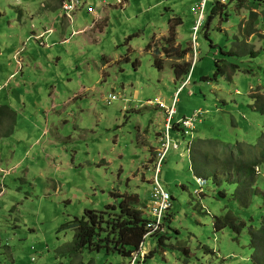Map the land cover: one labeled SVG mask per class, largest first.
<instances>
[{
  "label": "rangeland",
  "instance_id": "obj_1",
  "mask_svg": "<svg viewBox=\"0 0 264 264\" xmlns=\"http://www.w3.org/2000/svg\"><path fill=\"white\" fill-rule=\"evenodd\" d=\"M26 1L34 9H42L43 0ZM121 1L109 2L116 8L111 25L100 36L102 42L80 51L75 44L80 37H74L73 45L59 49V61L55 52L41 46L37 53L18 48L22 60L14 55L15 48L5 45L8 34L32 33L37 23L20 22L11 28L9 17L16 16L21 0H0V50H5L0 55V84L16 69L15 81L52 76L47 87V83L28 90L22 86L19 94L11 88L9 100L0 99V105L12 101L11 108H17V122L0 126V264H131L134 254L123 258L104 250L71 253L74 233L63 227L92 214L100 217L105 211L107 219L109 213H117L125 195L138 194L142 202L152 198L168 120L170 142H177L180 149H169L158 181L170 197L173 217L166 225L164 244L155 236L148 237L144 255L134 264H264V253L253 247L250 231L251 226L257 230L264 223V112L257 109V97L264 101V54L252 62L239 59L241 70L230 78L210 80L216 61L223 57L218 49L230 51L234 47L231 39L244 38L254 44L255 51L261 48L259 38L244 33L251 15L245 8L221 0L228 16L217 17L206 29L210 40L198 29L195 55L198 0ZM86 8L90 18L91 8ZM253 12V28L262 35L264 24L259 21L264 8L256 7ZM179 18L182 23L175 27L176 42L165 49L170 43L166 41L171 37L169 27ZM81 25L74 23L72 30ZM149 44L151 50H147ZM154 48L160 50L159 56ZM185 50V57L179 58ZM37 62L45 66V73ZM193 62V75L190 77L191 72L184 87L188 76L178 81L172 67L185 69V64ZM104 65L106 69L101 71ZM20 70L23 74L17 75ZM81 79L83 91L75 82ZM180 86L176 114L171 117L170 107ZM53 87L57 89L52 93ZM110 95L118 99L111 100ZM198 109L204 112L190 140L189 133L176 131L173 124ZM196 149L208 157L215 150L222 162L230 151L235 160L258 162L253 186L245 178L247 171L239 179L227 170L222 174V163L213 162L217 177L209 176L208 185L197 194L191 170L192 150ZM200 159L195 161L198 166L204 163ZM247 192L252 201L239 198ZM146 210L145 206L144 216ZM226 212L248 227L241 234L230 225L216 231L214 218ZM150 252L152 256L145 260Z\"/></svg>",
  "mask_w": 264,
  "mask_h": 264
},
{
  "label": "trees",
  "instance_id": "obj_2",
  "mask_svg": "<svg viewBox=\"0 0 264 264\" xmlns=\"http://www.w3.org/2000/svg\"><path fill=\"white\" fill-rule=\"evenodd\" d=\"M201 0H198L200 2ZM221 0H207L205 4V21L202 23L200 30L203 32H199L202 36L206 38L208 34V30H206L212 23L215 21L217 17L228 16V11L223 12V6ZM229 4H235L238 9L245 8L250 16L249 20V29H245L244 33L247 36L254 35L253 37L259 38L262 42V46L259 50L255 51L254 44L247 42L246 39L242 38L241 40H237L233 38V42H231L234 47L230 51H225L221 47L218 49V53H221L223 56L216 61V69L214 75L210 80L218 81L220 77L230 78L231 74H235L236 72L241 70V66L238 62L239 59H244V61L248 60L252 62L257 59L259 56L264 54V34H258L256 30L253 28V24L256 19V14L253 10L257 8H264V0H228ZM64 12V11H63ZM223 12V15H222ZM65 13V12H64ZM264 13V12H263ZM261 18V17H260ZM259 22H263L264 24V16ZM229 20V17L228 19ZM225 20V22L227 21ZM171 23V22H170ZM169 23V25H170ZM181 19L177 20L175 26H170L169 31L171 33V37L167 39L169 44L165 45V49L172 44H174L175 38V27L180 25ZM198 33V34H199ZM130 39V38H128ZM208 39V36L206 38ZM211 46L214 47L213 42H211ZM153 48L152 44L147 45V50H151ZM153 53L155 56H159L161 54L160 50L157 48L153 49ZM186 50L179 55V58L185 57ZM221 61V63H219ZM195 65V64H194ZM194 65L185 64V69L181 68L179 65H173L172 70L176 79L179 81L181 77L189 78L191 72V76L193 75ZM245 65V64H244ZM159 69H161V65L157 64ZM245 67H247L245 65ZM193 69V70H192ZM245 72H249L248 69H244ZM250 73H253L252 69H250ZM187 78V79H188ZM186 79V80H187ZM208 79V78H207ZM191 81V78H190ZM191 83V82H190ZM257 109L264 112V101L261 97H257ZM208 113V111H206ZM9 113L8 107L6 105L0 106V116L7 115ZM12 114V113H11ZM13 115V114H12ZM190 117V116H187ZM173 129L180 130L179 125L177 123L173 124ZM192 165L191 170L195 175L201 176L204 178H208L209 176L217 177V165H213L215 163H222V166L219 167L222 169V174L228 171V173H233L235 177H239V179L243 178L244 173L247 175L245 178L249 180L250 184L253 186L254 183V165L258 162L253 161L252 159L249 161L246 158L235 160L233 156H231L232 152L230 151V157H227L225 160H222L218 157L217 152L214 150L211 154V157L207 155H203L197 152L196 150H192ZM197 154V157L193 156V153ZM197 158H201L200 161L204 162L202 165H196L195 161ZM163 160L162 162H164ZM259 161H263V158H260ZM259 162V164H260ZM258 164V165H259ZM259 167V166H258ZM219 175V174H218ZM231 175V176H232ZM209 179V178H208ZM207 179V180H208ZM251 194H253L252 189H248ZM166 192V191H165ZM167 193V192H166ZM242 197L243 201L251 200V196L249 193L247 194H239V198ZM245 198V200L243 199ZM241 199V198H240ZM155 200L154 194H152V198L148 202H153ZM147 206V201L142 202L138 194H130L125 195L124 199L119 203V209L117 213H109L110 217L106 218V211L102 214L97 215H89L87 219L83 218V220L74 219L67 225L63 227V229L72 230L74 233L73 245L71 253H82L86 250L92 251L95 253H99L101 251H105L108 255L112 254L114 256H122L123 258L132 257L134 253H137L140 249V245L144 240V235L147 233V226L149 225V221L142 213V209ZM109 209H114L115 206H108ZM170 208L165 212L164 224L168 225L171 217L173 215L169 213ZM114 215V216H113ZM230 225L233 230L241 234L247 227L248 224L239 220L234 214L230 212H226L221 218H214V227L216 231L223 229L224 227ZM169 228V226H168ZM167 230V228H166ZM252 233V245L256 249H259L264 253V223L259 229H255L254 226H251L250 229ZM103 233H105L103 235ZM154 237V236H151ZM158 238L160 244H163L166 236H156ZM141 256H138V259ZM148 259V258H147Z\"/></svg>",
  "mask_w": 264,
  "mask_h": 264
},
{
  "label": "crops",
  "instance_id": "obj_3",
  "mask_svg": "<svg viewBox=\"0 0 264 264\" xmlns=\"http://www.w3.org/2000/svg\"><path fill=\"white\" fill-rule=\"evenodd\" d=\"M118 1L122 2L121 0ZM62 2L63 0H43L42 9H34L29 1L21 0L20 10H17V12L15 13V15L18 16L19 18H17L16 16L9 17V21H8L9 26L11 28H15L16 26H18L20 22L26 23L30 21H36L37 25L34 27L35 29L33 30L32 33H15V34L9 33L8 38H6L5 45L7 44L12 45L15 48L16 51L15 54L21 51L18 50V48L20 47H24V48L26 47V50L30 53L31 52L37 53L39 50H41V48L48 49L49 53L55 52L56 53L55 58L61 61L62 57H61V53L59 52V49L63 50L64 45L65 46L73 45L74 37H80L78 41L77 40L75 41V44L78 46L80 51L83 50V46L85 47L88 44L102 42L100 36L104 34L106 28H108V26L111 25L110 16L113 12V9L116 8V6H114L113 3L111 4L109 3L112 2V0H88V1L84 0L83 7H81L74 14V20L72 22L65 16V13L62 10ZM88 5L91 8L89 10L91 11L90 18L86 17V11L89 9L86 8ZM56 11H59V13L54 15L53 12ZM83 11L84 13H82ZM1 15L3 16L4 13H1ZM62 16L63 19H61ZM76 22H80L82 23V25L77 29L72 30L71 26ZM69 26L71 27V32L70 35L68 36ZM39 46H41L40 49ZM3 52H5V50H0V55H2ZM14 55L12 56V58L14 57ZM28 58L29 60H31L30 57ZM37 68L42 70L44 73L47 71L42 63L40 64L37 62ZM86 68H87L86 70L88 71L92 70V68H90L89 66H86ZM105 69H106V65L102 66L101 71ZM15 73H11L4 77L3 85L0 84V86H3L2 90L0 91V99L9 100V98L13 94V90L19 91L22 86L27 87L28 90L29 88L30 89L31 88L33 89L35 87L40 88L42 87L41 83L44 84L47 83L46 84L47 87L49 81H51L52 78L51 76L50 78L47 77V79L42 78L40 79V81H32L31 79H25V77H22L23 78L22 80L15 81L16 78L15 79L12 78V76ZM19 74L22 75L23 73L20 72ZM81 74L83 76V70ZM103 76L104 73L100 72V79H103L104 78ZM13 82L15 83L13 84ZM75 82L78 86L81 87V90L83 91V79L76 80ZM11 88L14 89L11 90ZM56 89L57 87H53L52 93L53 90ZM19 93L20 91L18 92V94ZM56 93L59 94L58 91ZM51 97L53 99L55 98V96H52V94ZM69 101L70 99H68L65 102V104H67ZM4 105L8 107L9 113L7 115L0 116V126H2V124L6 126H11L13 121L17 122L16 119L17 108H15L14 110L11 108L12 101H8V103H5L0 106H4ZM150 254L152 256L151 252Z\"/></svg>",
  "mask_w": 264,
  "mask_h": 264
},
{
  "label": "built area",
  "instance_id": "obj_4",
  "mask_svg": "<svg viewBox=\"0 0 264 264\" xmlns=\"http://www.w3.org/2000/svg\"><path fill=\"white\" fill-rule=\"evenodd\" d=\"M207 0H202L196 4V15L197 19L195 21V27L193 31L194 36V44H193V51L194 54L197 55V50L199 49V44L196 42L198 29L201 27V22L204 20L205 17V4ZM226 1V0H222ZM84 5V0H63L62 2V9L65 12V16L72 22L74 20V14ZM19 54L16 56L18 57ZM20 65V64H19ZM194 65V62H193ZM1 88V87H0ZM109 98L111 100H117L116 95H110ZM178 101L177 95L174 97L172 105L170 107V115L172 117V114H176L175 105ZM162 103H159L158 105L161 108H165L164 105H161ZM204 110L199 109L197 112L193 114L191 117H183L180 119L177 123L179 124L180 131L183 133H189L190 134V140L193 139V133L195 130V123L198 121V118L203 115ZM170 120H168L166 127H165V136H164V150L160 153L158 162L156 164V170H155V190H154V196L155 200L153 202H149L147 206V219L149 221V225L147 226V233L145 234L146 237L154 236V235H164L166 234V225L164 224L165 219V212L170 208V197L168 193L164 191V189L161 187L159 181H158V175L160 173V168L162 161L165 159L168 151L170 148H174V150H179V144L177 142H174L171 144L170 142ZM194 180L199 188L197 191V194H202V189L208 185L207 179L197 176L194 174ZM143 243L140 245V249L137 253H134V260L132 261V264L135 263L138 256H143L144 253L142 252Z\"/></svg>",
  "mask_w": 264,
  "mask_h": 264
},
{
  "label": "clouds",
  "instance_id": "obj_5",
  "mask_svg": "<svg viewBox=\"0 0 264 264\" xmlns=\"http://www.w3.org/2000/svg\"><path fill=\"white\" fill-rule=\"evenodd\" d=\"M21 52H22V50H21L19 53L15 54V56H17V55L19 54L18 57L22 60V58H21ZM20 72H22V70H20V71L17 73V75H18ZM12 78H14V77H12ZM188 79H189V78H188ZM0 87H1L0 90H2L3 87H2V86H0ZM203 178H204V177H203ZM205 179H206V178H205ZM207 181H208V180H207ZM148 203H149V202H147V206H148ZM147 206H146V209H147ZM145 218H147V210H146V216H145ZM166 234H167V232H166ZM166 234H164V235H156V236H166ZM144 236H145V235H144ZM154 236H155V235H154ZM150 237H151V236H150ZM147 238H148V237H146V238L144 237V240H143V242H142V243H143V248H142V252H143V253H144V243H145V240H146ZM142 243H141V244H142ZM150 256H151L150 253L148 254V256H146V257L144 256V257H145V260H148L147 258L150 257ZM136 261H137V260H136ZM136 261H135V262H136ZM131 264H132V263H131ZM133 264H134V263H133Z\"/></svg>",
  "mask_w": 264,
  "mask_h": 264
},
{
  "label": "flooded vegetation",
  "instance_id": "obj_6",
  "mask_svg": "<svg viewBox=\"0 0 264 264\" xmlns=\"http://www.w3.org/2000/svg\"><path fill=\"white\" fill-rule=\"evenodd\" d=\"M186 81H187V80H186ZM184 83H186V82H184ZM184 83L182 84V86L186 87V86L188 85V83H189V80H188V83H187L186 85H184ZM182 86L179 87V89H178V91L176 92L175 96H176L177 93L181 90V87H182ZM175 96H174V97H175ZM177 97H178V96H177ZM173 99H174V98H173Z\"/></svg>",
  "mask_w": 264,
  "mask_h": 264
},
{
  "label": "bare ground",
  "instance_id": "obj_7",
  "mask_svg": "<svg viewBox=\"0 0 264 264\" xmlns=\"http://www.w3.org/2000/svg\"><path fill=\"white\" fill-rule=\"evenodd\" d=\"M188 80H189V79H187V82H186V83H188ZM158 103H159V102H158ZM176 110H177V109H176ZM198 110H199V109H198ZM198 110H196L195 112H197ZM195 112H193L191 116H193V114H194ZM191 116H190V117H191ZM201 119H202V116H200V117L198 118V121H201Z\"/></svg>",
  "mask_w": 264,
  "mask_h": 264
}]
</instances>
